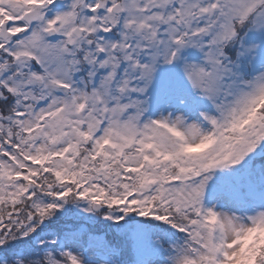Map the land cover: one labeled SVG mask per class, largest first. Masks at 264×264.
Instances as JSON below:
<instances>
[{"label": "snow or ice", "instance_id": "snow-or-ice-1", "mask_svg": "<svg viewBox=\"0 0 264 264\" xmlns=\"http://www.w3.org/2000/svg\"><path fill=\"white\" fill-rule=\"evenodd\" d=\"M0 264H264V0H0Z\"/></svg>", "mask_w": 264, "mask_h": 264}]
</instances>
